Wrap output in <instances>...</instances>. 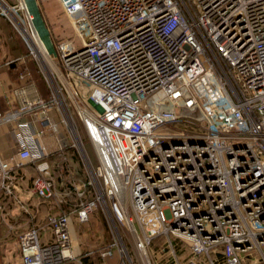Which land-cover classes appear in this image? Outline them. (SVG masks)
<instances>
[{"label": "built area", "instance_id": "2783aa9c", "mask_svg": "<svg viewBox=\"0 0 264 264\" xmlns=\"http://www.w3.org/2000/svg\"><path fill=\"white\" fill-rule=\"evenodd\" d=\"M15 2L14 15L0 4L48 89L25 72L0 107L16 142L0 156V216L22 217L8 227L19 264L76 259L73 221L97 211L101 264H264V0H58L56 40ZM170 125L182 131H158Z\"/></svg>", "mask_w": 264, "mask_h": 264}, {"label": "rangeland", "instance_id": "374dc122", "mask_svg": "<svg viewBox=\"0 0 264 264\" xmlns=\"http://www.w3.org/2000/svg\"><path fill=\"white\" fill-rule=\"evenodd\" d=\"M3 7L8 8V11L13 14V6L16 2L15 0H0ZM29 10L34 17L35 25L41 36L43 38H49L56 40L55 37H59V35H54V29L60 24L63 27L64 24H69V20L62 13L61 6L58 0H28ZM0 4V106L4 104L5 96L7 94V86L9 84H13L19 82L23 73L26 72V68L31 69L33 73V80L39 91V94L44 100H48V89L46 83L43 79V69L41 62L38 61L33 55L30 54L28 45L26 44L25 39L18 33V31L14 28V26L10 23L9 18L11 17L9 12L5 11L4 8ZM10 7V9H9ZM3 10V13L1 12ZM20 15L19 13H16ZM14 15V14H13ZM57 25V26H56ZM29 59L31 61H29ZM16 60L15 62L19 63L18 67L15 68H5L2 66L7 61ZM40 60V59H39ZM15 64V63H13ZM41 65V67H40ZM27 68V69H28ZM84 93V91H83ZM4 106V105H3ZM52 113H56L55 110L51 109ZM54 120L59 123L60 118L56 114ZM11 125L10 124H0V156H9V153L12 151L9 147V139L11 138L10 133ZM64 125H59V137H63ZM12 131V130H11ZM159 132H167V131H182V127L180 125H170V126H161L158 128ZM81 144L83 145V149L87 151L91 162L95 165V157L93 154V150L86 140L83 131L81 130L80 134ZM11 156V155H10ZM55 158L60 159V155H54ZM9 158V157H8ZM51 156L49 160H52ZM78 160L77 154L73 156V162ZM48 160V159H47ZM60 161V160H59ZM61 162V161H60ZM80 170L83 169L82 163L79 161L78 164ZM61 167L59 166H50L51 175L55 176L57 181H61L60 177L63 175H58V171ZM34 170L35 175L39 174L37 170L34 169V166H27L24 171L27 172V177H32V171ZM82 172V171H81ZM66 172L64 173V175ZM72 226V243L74 245V249L78 252V257L73 260H69V264H99L97 260L91 262L85 259L84 254H88L90 250L98 247L99 245L106 243L110 239V231L108 224L105 220L104 215L100 212H94L91 216L90 220L86 224H78L73 221ZM9 242L6 245L0 246V264H19V254L18 248L16 246V238L9 234L8 236ZM159 243V239H155L154 245ZM92 254V253H90ZM93 260V259H92ZM81 261V263H79ZM105 264H115L113 261L109 260L105 261Z\"/></svg>", "mask_w": 264, "mask_h": 264}, {"label": "crops", "instance_id": "0c3cea01", "mask_svg": "<svg viewBox=\"0 0 264 264\" xmlns=\"http://www.w3.org/2000/svg\"><path fill=\"white\" fill-rule=\"evenodd\" d=\"M19 82L6 85L7 86V90L10 87L18 84ZM3 105H1L0 107L4 108ZM10 133H11V138L9 139V144L8 145L10 147V150H12V151L9 153V156L14 153L15 147H16V142H15V139H14V136H13V133H12L11 129H10ZM46 142H47V145H48L49 149H52L53 148V143L51 142V139H47ZM67 155H68L67 157L73 159L74 155H73L72 151H68ZM8 157L3 156L2 158H8ZM57 160H58V162H60L59 161L60 159H57ZM68 160H69L68 168L70 167V169L68 170V172H66L67 173L66 176H65L66 180L67 181L71 180V181H74V182L75 181L78 182L83 177V169L80 170V168L78 166L79 160L76 159L74 162L71 159H68ZM42 211H44V210H42ZM21 220H22V217L18 216V215L11 216V218H9V217L3 218V217L0 216V245L1 246L6 245L7 242H9L8 241L9 239L7 238L8 233H9L8 232V227H10L11 225H15V227H18V225H20L21 222H22Z\"/></svg>", "mask_w": 264, "mask_h": 264}, {"label": "trees", "instance_id": "16d2710c", "mask_svg": "<svg viewBox=\"0 0 264 264\" xmlns=\"http://www.w3.org/2000/svg\"><path fill=\"white\" fill-rule=\"evenodd\" d=\"M29 61H31L30 59H29ZM13 63H15V64H13ZM13 63H10L9 65H2V66H4L5 68H9V67H11V68H15V67H18L19 66V63L18 62H13ZM28 68V67H27ZM26 68V72H28L29 74H30V76H31V78L33 79L34 77H33V73H32V71H31V69H27ZM32 171V177L33 176H35V172L36 171H34V170H31ZM107 243V242H106ZM106 243H103V244H101V245H99V246H102V245H104V244H106ZM86 253V252H85ZM84 255H86L85 256V259L86 260H89V261H91V262H93V261H95V260H97L98 262H99V264H101V262H100V259H99V255H98V251H96L95 250V248L93 249V252H92V254H84ZM93 259V260H92ZM60 264H69L68 263V261H64V262H62V263H60Z\"/></svg>", "mask_w": 264, "mask_h": 264}]
</instances>
